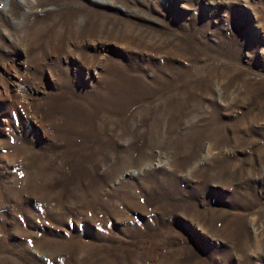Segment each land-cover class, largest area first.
Returning a JSON list of instances; mask_svg holds the SVG:
<instances>
[{"label": "rangeland", "instance_id": "374dc122", "mask_svg": "<svg viewBox=\"0 0 264 264\" xmlns=\"http://www.w3.org/2000/svg\"><path fill=\"white\" fill-rule=\"evenodd\" d=\"M0 3V264H264V0Z\"/></svg>", "mask_w": 264, "mask_h": 264}, {"label": "bare ground", "instance_id": "6f19581e", "mask_svg": "<svg viewBox=\"0 0 264 264\" xmlns=\"http://www.w3.org/2000/svg\"><path fill=\"white\" fill-rule=\"evenodd\" d=\"M22 6L25 8L24 15H23V17H24L27 14V11H28V8L30 7V5L25 3V2H23ZM2 10H4L3 12H5L7 14V9H6L5 5H3Z\"/></svg>", "mask_w": 264, "mask_h": 264}, {"label": "clouds", "instance_id": "9594fccd", "mask_svg": "<svg viewBox=\"0 0 264 264\" xmlns=\"http://www.w3.org/2000/svg\"><path fill=\"white\" fill-rule=\"evenodd\" d=\"M3 7V4L2 3H0V8H2Z\"/></svg>", "mask_w": 264, "mask_h": 264}]
</instances>
